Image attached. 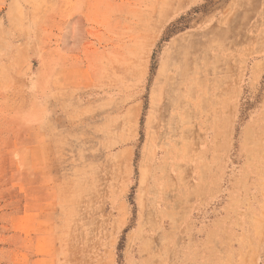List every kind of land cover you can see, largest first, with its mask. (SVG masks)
Listing matches in <instances>:
<instances>
[{
	"label": "rangeland",
	"instance_id": "rangeland-1",
	"mask_svg": "<svg viewBox=\"0 0 264 264\" xmlns=\"http://www.w3.org/2000/svg\"><path fill=\"white\" fill-rule=\"evenodd\" d=\"M0 264H264V0H0Z\"/></svg>",
	"mask_w": 264,
	"mask_h": 264
}]
</instances>
